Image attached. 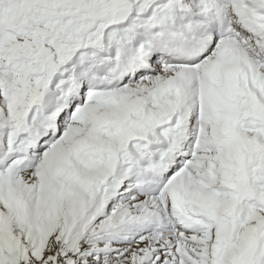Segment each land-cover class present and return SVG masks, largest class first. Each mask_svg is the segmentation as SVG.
<instances>
[{
    "label": "snow or ice",
    "instance_id": "6c2138e0",
    "mask_svg": "<svg viewBox=\"0 0 264 264\" xmlns=\"http://www.w3.org/2000/svg\"><path fill=\"white\" fill-rule=\"evenodd\" d=\"M0 264H264V0H0Z\"/></svg>",
    "mask_w": 264,
    "mask_h": 264
}]
</instances>
